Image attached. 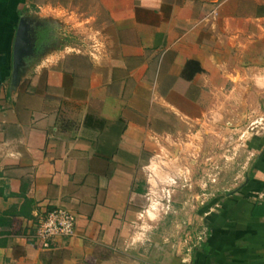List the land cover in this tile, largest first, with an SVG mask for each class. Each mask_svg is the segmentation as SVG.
<instances>
[{
  "label": "crops",
  "instance_id": "crops-1",
  "mask_svg": "<svg viewBox=\"0 0 264 264\" xmlns=\"http://www.w3.org/2000/svg\"><path fill=\"white\" fill-rule=\"evenodd\" d=\"M21 19L46 36L13 91ZM186 165L222 166L180 201L208 234L188 264H264V0H0V264H137L147 191ZM56 208L75 235L40 250Z\"/></svg>",
  "mask_w": 264,
  "mask_h": 264
},
{
  "label": "rangeland",
  "instance_id": "rangeland-1",
  "mask_svg": "<svg viewBox=\"0 0 264 264\" xmlns=\"http://www.w3.org/2000/svg\"><path fill=\"white\" fill-rule=\"evenodd\" d=\"M43 30V37L39 39V44L46 36V31ZM227 156L233 157L234 154L228 153ZM186 167L182 172L179 171L177 176L168 179L166 183L147 191L149 194L145 205L147 212L143 213L144 216L137 223L132 224L133 228L129 233L130 242L122 249L121 255L126 257L123 258L124 260L136 261L137 264H142L141 260L162 262L167 254L177 259L178 255L186 254L188 245H193L190 239L194 240L197 237L203 225H200L201 221L198 218L188 215L187 205L186 211L181 213L183 204L180 201L187 200L193 195L212 201L220 193L218 176L220 177V172L222 174V166L201 169L199 165L194 170L187 165ZM187 180L190 182H186ZM181 182L186 185L182 187ZM166 205L170 206L169 210L166 209ZM201 245L193 248L192 256Z\"/></svg>",
  "mask_w": 264,
  "mask_h": 264
},
{
  "label": "built area",
  "instance_id": "built-area-1",
  "mask_svg": "<svg viewBox=\"0 0 264 264\" xmlns=\"http://www.w3.org/2000/svg\"><path fill=\"white\" fill-rule=\"evenodd\" d=\"M95 50L94 48L93 51L95 52ZM169 208L170 206L166 205V209L169 210ZM76 222V216L69 210L64 208L50 210L33 223L32 231L27 235V239L40 250H51L59 247L62 240L75 235ZM207 236V230L204 228L194 240L190 239L193 245L187 246L183 263L188 264L190 262L193 248L201 245Z\"/></svg>",
  "mask_w": 264,
  "mask_h": 264
},
{
  "label": "water",
  "instance_id": "water-1",
  "mask_svg": "<svg viewBox=\"0 0 264 264\" xmlns=\"http://www.w3.org/2000/svg\"><path fill=\"white\" fill-rule=\"evenodd\" d=\"M37 22H29L21 19L18 26V31L14 46V59H13V74L11 89L16 91L23 79L28 66V60L35 54L36 44L34 43V36L37 34ZM37 40V39H36ZM35 40V41H36Z\"/></svg>",
  "mask_w": 264,
  "mask_h": 264
},
{
  "label": "flooded vegetation",
  "instance_id": "flooded-vegetation-1",
  "mask_svg": "<svg viewBox=\"0 0 264 264\" xmlns=\"http://www.w3.org/2000/svg\"><path fill=\"white\" fill-rule=\"evenodd\" d=\"M36 30H37V34H35L36 36H34V40H36V43L38 44V42H39V39L41 38V37H43V28L40 26V27H38V29L36 28Z\"/></svg>",
  "mask_w": 264,
  "mask_h": 264
}]
</instances>
